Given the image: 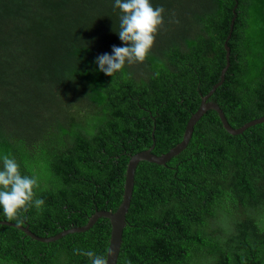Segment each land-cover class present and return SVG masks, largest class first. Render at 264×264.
<instances>
[{
	"label": "trees",
	"instance_id": "16d2710c",
	"mask_svg": "<svg viewBox=\"0 0 264 264\" xmlns=\"http://www.w3.org/2000/svg\"><path fill=\"white\" fill-rule=\"evenodd\" d=\"M164 24L144 62L115 77L96 59L123 46L114 0H0V154L39 179L22 222L39 237L123 201L131 157L177 146L202 98L238 129L264 116V0H152ZM155 137V142L153 138ZM112 227L41 242L0 225V264H90ZM117 264H264V123L228 133L214 110L164 165L139 163Z\"/></svg>",
	"mask_w": 264,
	"mask_h": 264
},
{
	"label": "clouds",
	"instance_id": "9594fccd",
	"mask_svg": "<svg viewBox=\"0 0 264 264\" xmlns=\"http://www.w3.org/2000/svg\"><path fill=\"white\" fill-rule=\"evenodd\" d=\"M120 10V29L116 31L123 46H113L111 53L97 57L99 71L115 77L126 65L144 62L152 51L157 34L164 24V7L154 6L152 0H114ZM39 179L24 174L14 156L0 154V213L22 222L29 208L42 210L46 201L37 196ZM77 254L89 259L90 264H109L108 259L93 250L77 248Z\"/></svg>",
	"mask_w": 264,
	"mask_h": 264
},
{
	"label": "water",
	"instance_id": "95a60500",
	"mask_svg": "<svg viewBox=\"0 0 264 264\" xmlns=\"http://www.w3.org/2000/svg\"><path fill=\"white\" fill-rule=\"evenodd\" d=\"M233 27H234V21L232 22L230 34L227 38V41L225 42V50L227 52L226 54L227 64L221 72L220 81L216 83L213 89L206 96L202 98V102H201L199 110L190 118L187 124V127L184 132L183 140L177 146L172 148L168 153L161 155V156H158L153 153V149L155 147V144H154L150 149L139 152L131 157L128 163V166H127V170H126V181H125V186H124L123 201L116 212L98 211L89 219L88 223L85 226L75 227V228L62 231L58 235L50 237V238L39 237L36 234H34L32 231H30L28 227H24L22 225H18L13 222L0 220V225H8V226L21 229L30 237L38 241H41V242H54L59 239H62L63 237L71 233H80V232L88 231L90 228H92L96 224V222L100 218L105 217L109 219L111 227H112L110 244H109V249L107 253V259H108L109 264H117L120 251H121V246L123 243V232L126 227V215L129 211V208L131 205V199L133 196L135 173H136V169L140 162L147 161V162L155 163L158 165H164L171 158L180 154L190 143V140L194 132V126L201 119V117L209 110H214L218 113L220 120L223 124V127L228 133L232 135L241 134L252 126L264 123V116H263L261 118H258V119H255V120H252L246 123L245 125H243L242 127L238 129H235L229 124L227 117L225 116V113L223 112L222 108L217 103L209 101L210 97L214 94L217 88L220 87L224 83L226 73L230 67L231 48L228 45V41L230 40L232 36ZM153 138L155 142L154 134H153Z\"/></svg>",
	"mask_w": 264,
	"mask_h": 264
}]
</instances>
